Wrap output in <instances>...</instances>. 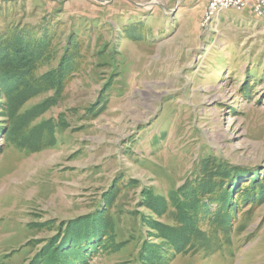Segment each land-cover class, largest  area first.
<instances>
[{
	"label": "rangeland",
	"instance_id": "rangeland-1",
	"mask_svg": "<svg viewBox=\"0 0 264 264\" xmlns=\"http://www.w3.org/2000/svg\"><path fill=\"white\" fill-rule=\"evenodd\" d=\"M208 4L0 0V264H264V20Z\"/></svg>",
	"mask_w": 264,
	"mask_h": 264
},
{
	"label": "built area",
	"instance_id": "built-area-1",
	"mask_svg": "<svg viewBox=\"0 0 264 264\" xmlns=\"http://www.w3.org/2000/svg\"><path fill=\"white\" fill-rule=\"evenodd\" d=\"M207 22L213 13H222L226 10L245 11L253 10L254 15L264 20V0H209Z\"/></svg>",
	"mask_w": 264,
	"mask_h": 264
},
{
	"label": "bare ground",
	"instance_id": "bare-ground-1",
	"mask_svg": "<svg viewBox=\"0 0 264 264\" xmlns=\"http://www.w3.org/2000/svg\"><path fill=\"white\" fill-rule=\"evenodd\" d=\"M229 176V175H228Z\"/></svg>",
	"mask_w": 264,
	"mask_h": 264
}]
</instances>
